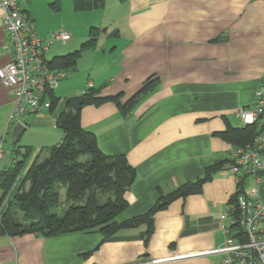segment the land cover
Returning a JSON list of instances; mask_svg holds the SVG:
<instances>
[{
  "label": "crops",
  "instance_id": "obj_1",
  "mask_svg": "<svg viewBox=\"0 0 264 264\" xmlns=\"http://www.w3.org/2000/svg\"><path fill=\"white\" fill-rule=\"evenodd\" d=\"M74 1L17 0L40 38L60 31L70 35L68 41L56 42L61 50L51 53L53 58L79 51L94 39L59 83L56 96L54 90L58 103L53 110L20 119L25 126L20 138L25 140L19 147L32 150L29 161L42 151L46 159L48 148L62 141L56 118L66 101L92 88L101 99L120 96L125 104L146 80L157 79L156 87L125 116L113 102L89 104L79 113V127L95 135L99 151L106 157L124 156L135 172L124 193L127 208L116 221L146 214L156 198L202 178L206 168L219 170L194 194L157 210L150 236L145 224L109 239L98 232L0 236V264H137L159 259L153 264H221L219 256L175 258L224 242L219 217L232 214L230 197L236 186L225 171L233 146L216 134L246 127L235 113L253 106L264 74V0H102L86 11L75 10ZM10 60L0 19V67ZM66 91L71 99L60 97ZM11 106V95L0 82V136L5 135L0 171L13 163L16 149L7 127ZM253 191L264 203V177L259 183L243 181L241 193Z\"/></svg>",
  "mask_w": 264,
  "mask_h": 264
},
{
  "label": "trees",
  "instance_id": "obj_2",
  "mask_svg": "<svg viewBox=\"0 0 264 264\" xmlns=\"http://www.w3.org/2000/svg\"><path fill=\"white\" fill-rule=\"evenodd\" d=\"M101 1L75 0L74 8L86 11L100 6ZM93 43L94 39L88 40L79 51L53 58L49 64L70 71L75 68L82 50L91 48ZM155 85L157 79L146 80L142 88L125 104L119 102L120 96L101 99L98 96L99 90L92 88L66 101L65 108L56 118L57 127L63 134L62 141L48 148V156L42 161L41 152L29 161L32 150L13 144L16 147L12 151L13 163L0 171V236L36 235L54 238L77 232H98L109 239L121 230L145 224L147 237L152 233V218L157 210L176 199L194 194L202 184L209 181L219 166L206 168L202 178L164 197L156 198L155 204L146 214L116 221L127 208L124 193L134 182L135 172L124 156L106 157L99 151L95 135L79 127V113L89 104L97 106L113 102L125 116ZM51 101L50 111L57 105L58 99L53 95ZM254 131L253 126L242 129L228 127L216 135L233 147H242L252 141ZM13 186L15 192L12 203L4 207V199ZM60 189H64L66 206L62 215L55 212L61 204ZM241 192L242 188L230 197L234 215L237 214V200Z\"/></svg>",
  "mask_w": 264,
  "mask_h": 264
},
{
  "label": "built area",
  "instance_id": "obj_3",
  "mask_svg": "<svg viewBox=\"0 0 264 264\" xmlns=\"http://www.w3.org/2000/svg\"><path fill=\"white\" fill-rule=\"evenodd\" d=\"M0 19L8 37V52L11 56L9 63L0 67V82L12 98L7 126L11 129L22 117L50 111L53 92L67 78L68 71L52 67L46 60V54L54 43H64L70 39V35L60 31L49 39L40 38L17 0H0ZM254 94L253 106L235 113L243 125L255 129L250 143L232 147L229 151L230 163L225 171L233 175L235 193L241 188L243 190V181L247 178L259 183L264 177V74ZM4 139L5 135L0 136V159L3 158ZM256 193L253 191L238 196L236 215L220 214V230L224 236L221 246L175 259L219 256L221 264H264V230L261 228L264 203L259 201ZM159 261L143 260L137 264Z\"/></svg>",
  "mask_w": 264,
  "mask_h": 264
},
{
  "label": "rangeland",
  "instance_id": "obj_4",
  "mask_svg": "<svg viewBox=\"0 0 264 264\" xmlns=\"http://www.w3.org/2000/svg\"><path fill=\"white\" fill-rule=\"evenodd\" d=\"M59 44L60 43H54V45L52 46V48H50V51L47 52L46 58L48 60L53 58L51 53H53V52H56L57 53L59 50H61V49H59V48H61ZM57 92H58L57 89H55V96L57 95ZM60 97L63 98V99H71L72 98V95H71L70 91H66L65 94L63 96H60ZM61 108L62 109L65 108L64 104L62 105ZM62 109H61V111H62ZM24 140H25L24 138H20L19 141H17L18 142V146L21 145V143H23ZM7 142H8V145L11 146V143H10L9 139L7 140ZM45 157H46V151H42L41 152V155H40L41 161ZM80 161H84V160L81 159ZM59 191H60L59 192V197H60V201H61L60 203L61 204L58 206L57 209H55V212L58 215H62L63 212L66 209V206L64 204V189H60ZM14 192H15V189H14V186H13L11 188L10 192L7 194L6 198L4 199V202H3V206L4 207L6 206V204L12 203L13 196H14ZM0 212H1V208H0ZM19 216H22V215H19Z\"/></svg>",
  "mask_w": 264,
  "mask_h": 264
},
{
  "label": "water",
  "instance_id": "obj_5",
  "mask_svg": "<svg viewBox=\"0 0 264 264\" xmlns=\"http://www.w3.org/2000/svg\"><path fill=\"white\" fill-rule=\"evenodd\" d=\"M24 130H25V126L22 123L17 122L14 124L11 131V142L13 144L17 143Z\"/></svg>",
  "mask_w": 264,
  "mask_h": 264
}]
</instances>
